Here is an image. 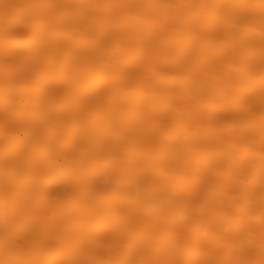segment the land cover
<instances>
[{
  "label": "bare ground",
  "instance_id": "bare-ground-1",
  "mask_svg": "<svg viewBox=\"0 0 264 264\" xmlns=\"http://www.w3.org/2000/svg\"><path fill=\"white\" fill-rule=\"evenodd\" d=\"M0 264H264V0H0Z\"/></svg>",
  "mask_w": 264,
  "mask_h": 264
}]
</instances>
